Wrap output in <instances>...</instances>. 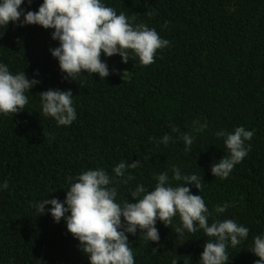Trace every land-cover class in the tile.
I'll return each instance as SVG.
<instances>
[{
  "label": "trees",
  "instance_id": "obj_1",
  "mask_svg": "<svg viewBox=\"0 0 264 264\" xmlns=\"http://www.w3.org/2000/svg\"><path fill=\"white\" fill-rule=\"evenodd\" d=\"M42 3L24 0L21 8L38 11ZM101 3L134 26L155 29L169 46L158 50L149 66H142L131 50L127 64L118 54L102 53L108 77L85 72L72 81L51 54L59 46L52 39L54 29L15 22L0 26V64L14 75L25 72L40 81L26 92L23 111L0 114V264H90L66 221L38 215L34 205L53 198L63 202L71 183L87 170L102 168L118 181L115 166L137 160L140 166L125 173L133 179L114 184L117 203L136 202L130 192L138 185L154 190L162 172L171 186L182 184L172 179L173 166L182 175L196 174L202 191L187 186L213 214L209 225L231 219L249 229L239 245L229 243L228 264H255L259 257L250 250L256 236L264 237V0ZM49 89L72 91L77 118L71 125L43 115L38 94ZM240 126L255 132L246 141L251 149L228 178L215 177L212 165L228 154L225 138L215 134ZM181 133L194 137L189 152ZM166 134L167 145L160 142ZM225 203L227 210L215 213ZM181 226L179 215L171 227L158 220V243L141 239L139 229L127 234L135 264H172L173 259L199 264L211 238L202 229L180 236L175 228ZM153 248L158 252L153 254Z\"/></svg>",
  "mask_w": 264,
  "mask_h": 264
},
{
  "label": "clouds",
  "instance_id": "obj_2",
  "mask_svg": "<svg viewBox=\"0 0 264 264\" xmlns=\"http://www.w3.org/2000/svg\"><path fill=\"white\" fill-rule=\"evenodd\" d=\"M32 2L28 0L29 5ZM23 3L24 0H0V26L7 28L10 22H15L19 26L39 25L46 30L54 29L52 39L59 41V46L50 49L51 54L58 59L61 72L66 73L64 78L72 81L85 72L98 74L100 79L108 77L110 71L101 60L102 53L107 57L118 54L127 64L131 50L142 66H149L155 62L157 51L170 44L155 29L144 24L134 26L123 13L117 15L101 0H43L38 11H26L21 8ZM39 83L25 72L14 75L7 65L0 64V114L23 111L29 102L26 92ZM38 95L44 116L54 118L58 125H71L76 120L71 90L49 89ZM172 131L179 132V129ZM215 135L225 138L228 154L212 165L211 172L215 177L226 179L234 166L248 155L251 145H246V141H250L255 132L240 126L234 132L218 131ZM180 139L185 144V151H191L194 137L181 133ZM169 141L170 136L166 134L160 142L167 145ZM139 166L140 160L130 164L120 162L113 169L118 181L102 168L87 170L71 183L63 202L57 198L45 199L34 206L38 215L50 213L56 223L62 218L66 221L68 232L80 242V250L88 256L90 264H135L127 234L134 236L139 229L141 239L158 243L157 221L171 227L177 215L182 223L181 227L175 228L177 234L183 236L185 230L196 233L202 229L211 238L204 246L199 264H228L226 248L229 243L232 247L239 245L248 237L249 229L231 219L214 220L209 225V217L213 214L204 199L192 194L187 186L194 185L202 191L198 175H182L180 169L173 166L172 179L182 181V184L171 186L168 173L162 172L155 177L158 183L154 190L149 191L141 184L130 192L136 202L128 199L122 204L116 202L118 192L114 184H127L133 179L130 174L125 176L127 169ZM2 187L8 189L7 181ZM46 205L52 207L46 210ZM228 206L227 203L217 205L215 213H224ZM68 213L70 215H66ZM152 251L153 254L158 252L156 248ZM250 251L259 257L255 264H264V237L256 236ZM172 264H178V261L173 259Z\"/></svg>",
  "mask_w": 264,
  "mask_h": 264
}]
</instances>
